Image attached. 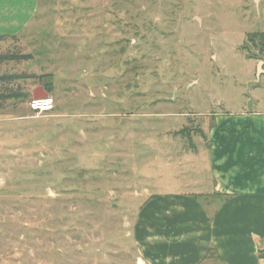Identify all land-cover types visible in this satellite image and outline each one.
<instances>
[{
  "label": "rangeland",
  "instance_id": "374dc122",
  "mask_svg": "<svg viewBox=\"0 0 264 264\" xmlns=\"http://www.w3.org/2000/svg\"><path fill=\"white\" fill-rule=\"evenodd\" d=\"M260 32L264 0H4L0 264H143L146 199L209 187L215 117L264 111Z\"/></svg>",
  "mask_w": 264,
  "mask_h": 264
},
{
  "label": "crops",
  "instance_id": "0c3cea01",
  "mask_svg": "<svg viewBox=\"0 0 264 264\" xmlns=\"http://www.w3.org/2000/svg\"><path fill=\"white\" fill-rule=\"evenodd\" d=\"M210 128L209 187L143 204V264H264V111L216 116Z\"/></svg>",
  "mask_w": 264,
  "mask_h": 264
},
{
  "label": "trees",
  "instance_id": "16d2710c",
  "mask_svg": "<svg viewBox=\"0 0 264 264\" xmlns=\"http://www.w3.org/2000/svg\"><path fill=\"white\" fill-rule=\"evenodd\" d=\"M247 41L249 42V44L254 47L260 54H262V56H264V32H260V33H252V34H248L247 36ZM12 38H14V36H12ZM5 40V37H1L0 41ZM259 53H257L256 51L252 52L249 55V59H254L257 60L259 59ZM17 59V56H0V61L1 60H15ZM7 78L4 77V79L0 78V80H6ZM187 131V129H184L183 131H181L182 133H185ZM197 132H201V131H197Z\"/></svg>",
  "mask_w": 264,
  "mask_h": 264
},
{
  "label": "built area",
  "instance_id": "2783aa9c",
  "mask_svg": "<svg viewBox=\"0 0 264 264\" xmlns=\"http://www.w3.org/2000/svg\"><path fill=\"white\" fill-rule=\"evenodd\" d=\"M54 108V100L49 96L44 98H32L29 103V109L37 114H44L52 111Z\"/></svg>",
  "mask_w": 264,
  "mask_h": 264
},
{
  "label": "water",
  "instance_id": "95a60500",
  "mask_svg": "<svg viewBox=\"0 0 264 264\" xmlns=\"http://www.w3.org/2000/svg\"><path fill=\"white\" fill-rule=\"evenodd\" d=\"M261 65H262V63H259V70H261ZM47 96H48V94L42 88L36 90L33 94V98H35V99L39 98V97L44 98Z\"/></svg>",
  "mask_w": 264,
  "mask_h": 264
}]
</instances>
